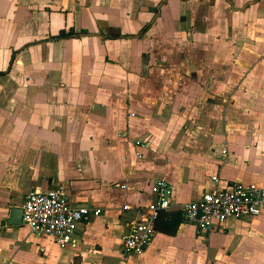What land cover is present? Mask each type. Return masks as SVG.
Here are the masks:
<instances>
[{
	"label": "crops",
	"instance_id": "1",
	"mask_svg": "<svg viewBox=\"0 0 264 264\" xmlns=\"http://www.w3.org/2000/svg\"><path fill=\"white\" fill-rule=\"evenodd\" d=\"M61 30L87 35L48 40ZM159 181L166 214L264 186V0H0V264H264V213L204 236L182 219L125 255ZM58 189L100 209L65 249L6 224Z\"/></svg>",
	"mask_w": 264,
	"mask_h": 264
},
{
	"label": "built area",
	"instance_id": "2",
	"mask_svg": "<svg viewBox=\"0 0 264 264\" xmlns=\"http://www.w3.org/2000/svg\"><path fill=\"white\" fill-rule=\"evenodd\" d=\"M222 152L226 154V150ZM212 180L218 182L217 178ZM151 193L155 196L154 202L144 210H137L143 218L129 223L121 237L125 255L144 254L153 243L159 214L171 207L168 186L164 181L155 182ZM21 209L22 224L29 233L52 238L60 249H65L73 241L78 224L100 214V209L71 206L61 189L32 192L24 197ZM129 209V206H123V210ZM177 209L183 221L193 225L198 235H208L213 226L229 219L261 216L264 213V186L237 184L225 190L208 191L196 201L178 205Z\"/></svg>",
	"mask_w": 264,
	"mask_h": 264
},
{
	"label": "trees",
	"instance_id": "3",
	"mask_svg": "<svg viewBox=\"0 0 264 264\" xmlns=\"http://www.w3.org/2000/svg\"><path fill=\"white\" fill-rule=\"evenodd\" d=\"M149 28V25L145 26L139 33L138 37H142L143 34L147 31ZM87 32H78L75 33L73 30H70L68 32H65L64 30H61L56 36L50 37L48 40H62L67 38H80L82 36H86ZM121 37H133V36H116V38ZM167 216V217H166ZM162 222L159 223L160 220ZM182 223V218L180 213L177 211L170 212L166 214V212H161L158 216V219L155 224V229L164 232L165 234L174 236L176 234V231L179 227V225Z\"/></svg>",
	"mask_w": 264,
	"mask_h": 264
},
{
	"label": "water",
	"instance_id": "4",
	"mask_svg": "<svg viewBox=\"0 0 264 264\" xmlns=\"http://www.w3.org/2000/svg\"><path fill=\"white\" fill-rule=\"evenodd\" d=\"M9 215L6 220L8 226H21L22 225V209L20 207L10 206Z\"/></svg>",
	"mask_w": 264,
	"mask_h": 264
},
{
	"label": "rangeland",
	"instance_id": "5",
	"mask_svg": "<svg viewBox=\"0 0 264 264\" xmlns=\"http://www.w3.org/2000/svg\"><path fill=\"white\" fill-rule=\"evenodd\" d=\"M201 241H204V245L207 243V238H203V239H198V242ZM244 239H231V240H228V242H232L234 244V249H235V252L238 250V248H240V243L243 242ZM212 255V254H211ZM213 257V255H212Z\"/></svg>",
	"mask_w": 264,
	"mask_h": 264
}]
</instances>
